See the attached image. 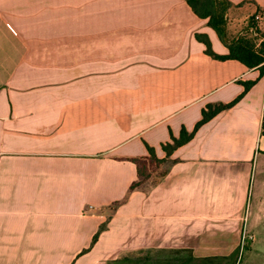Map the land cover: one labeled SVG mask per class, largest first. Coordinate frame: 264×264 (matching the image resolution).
I'll return each instance as SVG.
<instances>
[{
    "label": "crops",
    "instance_id": "1",
    "mask_svg": "<svg viewBox=\"0 0 264 264\" xmlns=\"http://www.w3.org/2000/svg\"><path fill=\"white\" fill-rule=\"evenodd\" d=\"M228 1L230 39L262 20L264 0ZM199 33L229 52L186 0H0V264L244 241L264 264V73ZM149 147L166 171L132 189Z\"/></svg>",
    "mask_w": 264,
    "mask_h": 264
},
{
    "label": "trees",
    "instance_id": "2",
    "mask_svg": "<svg viewBox=\"0 0 264 264\" xmlns=\"http://www.w3.org/2000/svg\"><path fill=\"white\" fill-rule=\"evenodd\" d=\"M193 10L203 18H209V25L212 26L217 32L221 41L228 47L229 52L227 54L221 55L217 54L211 45L210 38L207 34L199 33L197 38L204 42L207 49V53L216 59H237L243 62L249 68L260 67L261 72L264 73V42L259 48L250 36V33L255 32L257 26L252 23L247 28H245L244 33L240 34L238 37L230 39L227 36V19L226 11L230 5L228 0H204L202 3V8H199L198 4L200 0H186ZM253 20L256 19V15L252 17ZM262 23L264 25V11L262 12ZM252 81L244 82L246 90H248ZM240 97L236 98L230 103H219V104H208L206 108L203 109L202 119L198 121L194 130L192 132L187 131L185 128L182 129L180 137H173L171 142L163 144V149L170 155L176 148L188 142L197 129L213 118L220 111L231 107L235 104ZM262 132L264 134V119L262 124ZM150 155L147 158L136 159L135 162L139 167V180L133 183L132 189L140 186L143 183V174L141 173V167L144 162L154 160L158 163H162L164 159H160L155 152V149L149 147ZM104 229V226L96 233L93 239L95 243L99 237L100 232ZM173 254H169L166 257H156L150 258L145 256H139L134 259L135 264H216V260L221 258L220 256H206L197 257L194 255L193 250L189 248H177ZM117 261L120 260L116 259Z\"/></svg>",
    "mask_w": 264,
    "mask_h": 264
},
{
    "label": "rangeland",
    "instance_id": "3",
    "mask_svg": "<svg viewBox=\"0 0 264 264\" xmlns=\"http://www.w3.org/2000/svg\"><path fill=\"white\" fill-rule=\"evenodd\" d=\"M203 2L204 0H200V3L198 4L199 8L201 9H203L202 8ZM252 23H254L257 26V28L255 29V32L250 33L249 37H251L254 43L260 48L261 44L264 42V25L262 23L261 18H256L255 20L251 18L249 20V25ZM242 33H244V31ZM165 171H166V165L164 164V161L162 163H158L154 160L144 162V164L141 167V173L143 174L142 179H144L143 182L147 184L146 186H151L154 182L159 181V179L164 175ZM229 246H230V251L229 253H227V255H214L221 257L216 260L215 262L216 264H260V261L254 260L251 250H249V245H247L245 241L242 243V245H229ZM175 249L177 248L165 247L160 249L149 248V249H139L134 251H126L124 254L121 255V257H119L120 258L119 261L115 260L112 261L110 264H135L134 259L139 256H145L150 258L166 257L169 254L174 255L175 253L173 250ZM150 264H152V262Z\"/></svg>",
    "mask_w": 264,
    "mask_h": 264
},
{
    "label": "built area",
    "instance_id": "4",
    "mask_svg": "<svg viewBox=\"0 0 264 264\" xmlns=\"http://www.w3.org/2000/svg\"><path fill=\"white\" fill-rule=\"evenodd\" d=\"M259 18V17H258Z\"/></svg>",
    "mask_w": 264,
    "mask_h": 264
}]
</instances>
